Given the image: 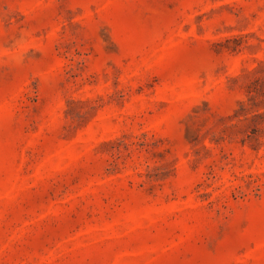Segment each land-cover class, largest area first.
Listing matches in <instances>:
<instances>
[{"label":"rangeland","instance_id":"obj_1","mask_svg":"<svg viewBox=\"0 0 264 264\" xmlns=\"http://www.w3.org/2000/svg\"><path fill=\"white\" fill-rule=\"evenodd\" d=\"M0 264H264V0H0Z\"/></svg>","mask_w":264,"mask_h":264}]
</instances>
